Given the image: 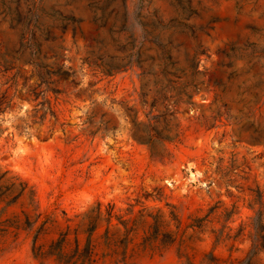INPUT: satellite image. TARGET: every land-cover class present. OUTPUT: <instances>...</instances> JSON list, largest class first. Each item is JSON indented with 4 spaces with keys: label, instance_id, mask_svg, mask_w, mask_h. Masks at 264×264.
Wrapping results in <instances>:
<instances>
[{
    "label": "rangeland",
    "instance_id": "obj_1",
    "mask_svg": "<svg viewBox=\"0 0 264 264\" xmlns=\"http://www.w3.org/2000/svg\"><path fill=\"white\" fill-rule=\"evenodd\" d=\"M0 108V264H264V0H0Z\"/></svg>",
    "mask_w": 264,
    "mask_h": 264
},
{
    "label": "trees",
    "instance_id": "obj_2",
    "mask_svg": "<svg viewBox=\"0 0 264 264\" xmlns=\"http://www.w3.org/2000/svg\"><path fill=\"white\" fill-rule=\"evenodd\" d=\"M217 96H218V94L215 93L214 100L216 99ZM260 100H261V96L255 102L256 103H259ZM2 110H4V108H0V111H2ZM145 129L147 130L149 137H153V136H155V133H158L157 130L154 128V126L151 124V122H147L145 124ZM17 195H18V193H16L13 197H15Z\"/></svg>",
    "mask_w": 264,
    "mask_h": 264
}]
</instances>
